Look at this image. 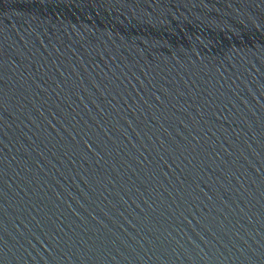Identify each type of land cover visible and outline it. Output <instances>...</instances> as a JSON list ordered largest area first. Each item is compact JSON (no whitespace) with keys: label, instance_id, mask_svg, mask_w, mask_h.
Returning a JSON list of instances; mask_svg holds the SVG:
<instances>
[{"label":"water","instance_id":"water-1","mask_svg":"<svg viewBox=\"0 0 264 264\" xmlns=\"http://www.w3.org/2000/svg\"><path fill=\"white\" fill-rule=\"evenodd\" d=\"M0 264H264V0H0Z\"/></svg>","mask_w":264,"mask_h":264}]
</instances>
